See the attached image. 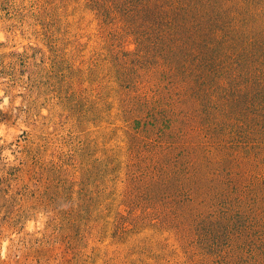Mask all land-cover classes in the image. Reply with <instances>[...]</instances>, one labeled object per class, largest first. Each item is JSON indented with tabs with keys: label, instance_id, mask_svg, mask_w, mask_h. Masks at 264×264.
<instances>
[{
	"label": "rangeland",
	"instance_id": "374dc122",
	"mask_svg": "<svg viewBox=\"0 0 264 264\" xmlns=\"http://www.w3.org/2000/svg\"><path fill=\"white\" fill-rule=\"evenodd\" d=\"M132 2L0 0V264H264V0Z\"/></svg>",
	"mask_w": 264,
	"mask_h": 264
},
{
	"label": "trees",
	"instance_id": "16d2710c",
	"mask_svg": "<svg viewBox=\"0 0 264 264\" xmlns=\"http://www.w3.org/2000/svg\"><path fill=\"white\" fill-rule=\"evenodd\" d=\"M86 3L94 7L93 10L100 12L101 16L102 17L105 16L106 19L111 18L110 13L111 14L122 13L123 19L127 20L128 18L130 19L137 10H139L138 9L139 6H137L138 3L134 4L132 0L131 1L130 0H86ZM120 6L124 8H120ZM148 7L149 10L153 9V7L158 8V6H153L150 4H148ZM103 13H105V15Z\"/></svg>",
	"mask_w": 264,
	"mask_h": 264
}]
</instances>
